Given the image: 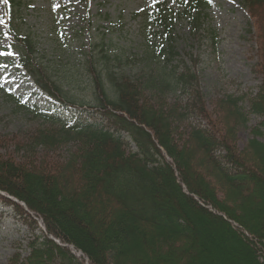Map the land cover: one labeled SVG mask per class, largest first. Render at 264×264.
I'll use <instances>...</instances> for the list:
<instances>
[{
  "label": "trees",
  "instance_id": "obj_1",
  "mask_svg": "<svg viewBox=\"0 0 264 264\" xmlns=\"http://www.w3.org/2000/svg\"><path fill=\"white\" fill-rule=\"evenodd\" d=\"M181 1L190 13L197 10V15L191 17V25L193 30H200V9L205 8V2ZM243 4L252 18L251 7L264 8V0H243ZM261 25V33L256 32L259 70L264 76V21ZM164 34L167 41L172 40V26L166 27ZM28 43L32 52L27 54L29 69L35 74L37 66L42 79L74 103L63 86L77 82L80 68L75 65L78 72L74 71V79H68L62 76L61 68L53 72L51 65L36 62L35 66V44L30 38ZM144 47L141 61L149 63L151 73H143L141 79L125 70L116 71L115 62L118 68H123V64L118 56L111 57L104 44L98 49L94 44V51L82 61L86 63V69L82 70L89 77L96 100L90 107H100L107 117L105 126L65 127L48 117L44 123L49 128L21 143V149L29 153L23 160L0 152V189L25 202L43 219L48 234L68 245L47 239L44 247L52 245L59 251L58 257L45 252V248H36L24 259V264H43L44 258L46 264H76L77 257L69 246L83 252L91 264H264V222L253 224L252 228L243 218L234 216L227 200L226 204L212 195L209 197L210 194L204 193L209 183L198 171L202 166L200 156L210 157L231 188L238 187L249 176L253 185L259 183L264 188V154H260V173L253 165H245L248 169H243L240 167L243 159L228 143L236 122L246 123L245 105L250 112L264 116V82L247 101L233 96L218 99L214 120L203 125L193 118L201 116L207 120L213 112L199 108L202 93L188 85L198 76L168 69L167 64L176 54L173 46L162 61L163 68L152 69L150 64L159 60L158 56ZM58 49L61 53L62 49ZM130 64L126 61L124 66ZM104 81L112 84L111 88ZM189 89L193 92L184 104L178 103L179 98L175 103L165 102L169 94L181 95ZM232 117L236 122L228 120ZM181 120L188 126L184 128L185 134H179L175 126ZM71 142H79V147L65 158L49 155ZM253 147L264 153V145L258 141ZM38 148L41 153L34 158ZM221 149L225 151V161L241 171L234 170L232 176L227 174L228 170L215 157ZM236 173L240 177H235ZM195 195L222 214L200 204ZM234 217L253 237L231 228L229 219ZM184 243L191 249H186Z\"/></svg>",
  "mask_w": 264,
  "mask_h": 264
},
{
  "label": "rangeland",
  "instance_id": "obj_2",
  "mask_svg": "<svg viewBox=\"0 0 264 264\" xmlns=\"http://www.w3.org/2000/svg\"><path fill=\"white\" fill-rule=\"evenodd\" d=\"M163 1L24 0L25 5H27L23 12L21 24L24 31L33 32L43 61L51 65L53 71H58L61 68L64 78L74 79V71H77L74 57L84 53L86 44H90L87 30L91 29L96 49H98L97 46L104 44L112 58L119 57L123 68H118L120 66L117 65L116 61L115 66L117 68L115 70H125L130 76L141 79L143 73H151L150 68H148L149 63L141 61L144 56V46H146L144 30L145 27H148V30L150 28L151 32L156 29L161 30L162 27H157L161 21L156 12L160 10L157 5ZM54 4L60 5L58 7L60 8L59 15L63 13L64 17L58 16L53 27H50L51 30H49L45 27L46 25L42 24V19L46 13L39 10L42 6L49 7ZM167 7L178 12L175 0H167ZM251 9L254 18H250L249 10L244 7L243 0H210L209 7L202 13V28L200 30L192 34L191 26L188 23L190 16L181 13V16H177L174 20L173 39L164 44L159 41L157 45L158 49L156 50L162 54L160 56L162 59L169 55L171 46L176 52L175 58L167 64L168 69L172 67L176 73L191 72L198 76V79L192 80V83L190 82L188 85L194 89L197 88L202 93L203 102L199 108L208 109L213 113L206 118L207 120L201 116H195L193 118L195 122L204 125L210 119L214 120L217 100L222 99L223 96L224 98L229 96H233V98L242 97L243 101H247L261 89L264 76L262 70H259L261 58L257 32L258 34L261 33L264 8L251 7ZM0 10H2V0H0ZM88 12L92 15L90 26L84 18ZM47 18L50 19L48 13L45 23ZM6 25L4 20H0V152L11 154L18 160H23L29 153L26 152V149H21V143L27 139H34L37 134H41L42 130H46L50 126H46L47 124L42 119L17 107L10 99L7 91L1 89L6 87L25 98L36 91L33 82L22 75V71L16 62L17 54L6 51L9 46V36L5 35ZM60 27H63V31H67L69 35V32L71 35L75 33L73 37L69 38L67 46L63 47L62 53H53L49 50L52 47L49 39L54 38L53 31ZM165 52L167 53L164 55ZM132 59L136 60L137 64H133ZM126 61L132 64L124 66ZM158 61L155 59L150 64L152 69L161 70L163 68L162 61L160 64ZM61 62L62 67L60 66ZM79 74L81 76H76L77 82L74 85L68 83V86L65 87L66 90L70 88V91H66V93H69L68 95L74 101L94 102L93 89L89 83L88 75L83 70L79 71ZM104 84L107 88H111L112 84L108 81L107 83L104 81ZM95 89L98 92V89ZM192 92L189 89L181 95L174 94L172 96L169 94L165 102L168 104L175 103L176 99L179 98L178 103L184 104L187 99L191 98ZM147 96L150 95L147 93ZM192 98L194 100L196 97ZM29 99L32 102L37 101L41 105H46L43 98L34 100V98L29 97ZM167 103L166 106L168 107ZM245 114L246 119L243 120L246 123H241L238 120L239 124H237L238 121L236 122L235 118H228L231 123L236 122L233 138L231 141L228 140V143L232 146L235 154L240 155L243 159L244 165L242 164L240 167L246 169L253 165L258 168L260 173V154L263 156L264 153L256 150L253 143L258 141L264 145V116L250 112L248 106L245 107ZM175 126L178 128L179 134L186 133L184 128L188 126L185 121L181 120L179 124L176 122ZM181 143L180 141L178 144ZM77 147H79V142H71L60 150L58 148V151L49 153V155H59L63 159L68 152L76 151ZM223 150L221 149L218 157L225 154ZM40 151L38 148L34 158L41 153ZM257 157L260 160L256 159ZM166 158L171 159L169 156ZM199 160L202 166L201 169L198 168V171L205 176L209 183V189L206 188L204 193L210 194L209 197L212 195L213 198L223 201V203H226L227 200L231 210H234V216L243 218L252 228L254 227L253 224L264 222V188L259 183L253 185L254 181L249 176L245 177L244 182L239 183L238 187L233 189L213 166L210 157L203 159L200 156ZM220 162L223 168L231 170L227 171L230 176L233 174V168L241 171L227 163L225 159L220 160ZM177 175L182 182L181 175L178 172ZM234 176L238 178L240 174L236 173ZM195 196L200 204L217 214H222L213 205L204 203L205 201L199 199V196ZM36 216L34 215L36 221L27 219L25 213L21 214L13 205L0 200V264H24L26 261L24 259L36 248H45L47 250L45 252H52L53 257H58L59 251L52 245L47 246V248L44 247L47 236L45 233L46 226L42 219ZM237 217L229 219L231 228L253 237ZM253 230L255 231L256 227ZM184 247L191 249L187 243H184ZM70 248L72 252H79L72 246ZM76 256L79 254L77 253ZM44 260L43 264H46ZM76 260V264H91L85 261L83 257H77Z\"/></svg>",
  "mask_w": 264,
  "mask_h": 264
},
{
  "label": "snow or ice",
  "instance_id": "obj_3",
  "mask_svg": "<svg viewBox=\"0 0 264 264\" xmlns=\"http://www.w3.org/2000/svg\"><path fill=\"white\" fill-rule=\"evenodd\" d=\"M7 2H8V0H4V3H7ZM59 6H60L59 4H54L53 5L54 8H58ZM6 35H7V33H6Z\"/></svg>",
  "mask_w": 264,
  "mask_h": 264
}]
</instances>
